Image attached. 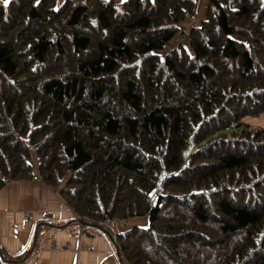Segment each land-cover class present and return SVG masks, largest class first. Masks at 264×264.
Segmentation results:
<instances>
[{"label":"trees","instance_id":"16d2710c","mask_svg":"<svg viewBox=\"0 0 264 264\" xmlns=\"http://www.w3.org/2000/svg\"><path fill=\"white\" fill-rule=\"evenodd\" d=\"M193 5L0 6V188L63 180L121 264H264V128L241 121L264 111V0H209L159 55Z\"/></svg>","mask_w":264,"mask_h":264},{"label":"crops","instance_id":"0c3cea01","mask_svg":"<svg viewBox=\"0 0 264 264\" xmlns=\"http://www.w3.org/2000/svg\"><path fill=\"white\" fill-rule=\"evenodd\" d=\"M10 1L0 0V6ZM105 1L121 5L127 0ZM64 2L82 8L84 0H54L55 7ZM208 2L194 0L190 16L178 24L186 37L188 30L204 19ZM176 37L175 34L166 46ZM62 182L47 185L36 175L4 182L0 188V264H121L106 233L77 222V215L59 193ZM146 224V216H140L109 222L106 230L114 235L131 226Z\"/></svg>","mask_w":264,"mask_h":264},{"label":"rangeland","instance_id":"374dc122","mask_svg":"<svg viewBox=\"0 0 264 264\" xmlns=\"http://www.w3.org/2000/svg\"><path fill=\"white\" fill-rule=\"evenodd\" d=\"M188 34V33H187ZM180 35L185 36V37H176L175 40L172 42L174 45L176 43H182V45L188 49V43L186 40V34L183 32ZM172 43L166 48L164 47V49L160 50L158 52L159 55H164L166 52H168L174 45H172ZM168 45V44H167ZM171 46V47H170ZM241 121L245 124L248 125L250 128H264V111L258 113V114H254V115H244L243 117H241ZM130 225H132L130 223ZM137 225V224H136ZM128 227V226H127Z\"/></svg>","mask_w":264,"mask_h":264},{"label":"water","instance_id":"95a60500","mask_svg":"<svg viewBox=\"0 0 264 264\" xmlns=\"http://www.w3.org/2000/svg\"><path fill=\"white\" fill-rule=\"evenodd\" d=\"M83 10V8H75L72 12L71 18L69 20L70 24H75L77 22V19L79 17L80 12Z\"/></svg>","mask_w":264,"mask_h":264},{"label":"built area","instance_id":"2783aa9c","mask_svg":"<svg viewBox=\"0 0 264 264\" xmlns=\"http://www.w3.org/2000/svg\"><path fill=\"white\" fill-rule=\"evenodd\" d=\"M79 1H82V0H79ZM31 149H34V147H31ZM33 175H36L35 173L33 174ZM37 176V175H36ZM38 177V176H37ZM48 214V212L47 211H45L44 212V216H46ZM50 247L52 248V249H54L55 248V245L53 244V243H51L50 244Z\"/></svg>","mask_w":264,"mask_h":264},{"label":"snow or ice","instance_id":"6c2138e0","mask_svg":"<svg viewBox=\"0 0 264 264\" xmlns=\"http://www.w3.org/2000/svg\"><path fill=\"white\" fill-rule=\"evenodd\" d=\"M5 3H7V0H5Z\"/></svg>","mask_w":264,"mask_h":264}]
</instances>
